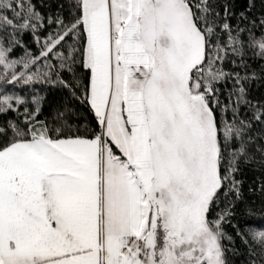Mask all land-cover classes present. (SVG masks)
I'll return each mask as SVG.
<instances>
[{"label": "snow or ice", "instance_id": "obj_1", "mask_svg": "<svg viewBox=\"0 0 264 264\" xmlns=\"http://www.w3.org/2000/svg\"><path fill=\"white\" fill-rule=\"evenodd\" d=\"M0 264H264V0H0Z\"/></svg>", "mask_w": 264, "mask_h": 264}]
</instances>
